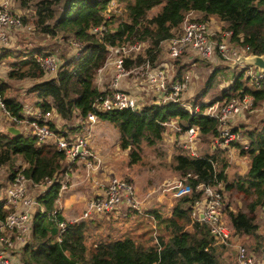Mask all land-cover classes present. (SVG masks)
Here are the masks:
<instances>
[{
	"label": "trees",
	"instance_id": "trees-1",
	"mask_svg": "<svg viewBox=\"0 0 264 264\" xmlns=\"http://www.w3.org/2000/svg\"><path fill=\"white\" fill-rule=\"evenodd\" d=\"M30 1L34 8V31L56 38H72L82 44L79 55L56 56L58 68L54 75L47 73L35 58L53 53H47L41 47L24 52L0 48V61L13 55L18 58L10 62L5 77L33 81L28 92L36 94L38 108L52 111L51 129L62 133L67 126V132L75 136V130L79 128L76 122L96 111L99 119L108 121L118 131V145L121 150H128L131 165L140 161L143 145L152 147L162 141L166 123L173 120L180 128L177 134L194 126L199 140L206 142L208 147L200 156L176 147L170 162L165 164L185 179L190 192L176 199L167 216L160 209H152L153 227L149 230L135 235L126 232L112 239L103 234L89 236V225L84 221L69 223L59 233L56 221L64 218L56 200L68 169L64 154L54 143H39L28 132H0V165H8L10 181L19 171L34 185L52 180L36 198L43 210L37 209L32 214L26 241L10 251L17 264H226L224 250L232 248L216 243L208 224L191 216L195 201L203 196L197 185H216L220 181L222 193L236 192L245 206L244 209L230 210L225 205L223 218L230 224L232 235L248 237L252 242H241L247 252L253 253L255 259L259 255L264 257V235L259 231L258 213L264 204V118L259 126L246 132L237 126L249 145L244 147L237 142L230 145L236 148L239 158L247 159V170L243 174L236 172L231 178L226 171L229 164L227 150L213 149L211 145L219 135L218 120L204 114L205 103L190 102L191 112L174 102L159 105L151 102L140 111H99L95 106L106 93L95 82L96 72L105 64L111 47L142 43L144 48L137 54H122L123 66L131 69L148 64L151 68H158L164 56L161 43L181 33L189 13L200 12L198 20L202 21L217 18L223 23V29L232 31V41L247 47L250 54L264 55V0H117L122 4L121 9L108 17L107 5L111 0H21V6L27 7ZM154 9L155 12L150 14ZM24 17L27 16L23 15V22L27 21ZM97 27H104L99 37L93 32ZM195 57L211 60L190 51L170 59L172 77L168 81L174 82L187 73L192 74L189 71L195 67ZM230 68L236 70L229 65H225L224 70L216 66L209 76L207 87L217 75L230 81L226 88L213 96L212 101H229L248 94L253 97V108L263 103L264 81L259 88L251 83L247 85L249 79L242 71L224 73ZM9 90L6 83L0 84V94L7 109L12 115L21 116L23 103L8 96ZM187 174L191 176L186 177ZM8 213L9 209L0 200V222ZM112 217L88 223L98 228L101 223L113 222ZM232 251L234 263L238 264L235 250Z\"/></svg>",
	"mask_w": 264,
	"mask_h": 264
},
{
	"label": "built area",
	"instance_id": "built-area-1",
	"mask_svg": "<svg viewBox=\"0 0 264 264\" xmlns=\"http://www.w3.org/2000/svg\"><path fill=\"white\" fill-rule=\"evenodd\" d=\"M21 18V15L9 10L6 2L0 3L1 42L8 44L7 33L9 31H20L24 27L23 25L25 24H23L24 22ZM102 30H104V27H97L93 29V32L99 37ZM231 37V30L214 29L208 20L202 21L196 18L187 20L186 16L181 33L166 42H162L161 47L167 60L174 59L190 51L207 59H213V57L218 56L230 66L237 67L245 64L240 61V58L249 56L250 53L247 47H242L235 43ZM141 45L143 46L142 43H137L128 47H111L110 52L113 57H108L107 60L115 67V76L111 81V90H108L109 92L105 91L106 93L96 102L95 106L99 111L113 109L140 111L144 107L143 101L139 96L119 86L120 78L130 72L129 69H125L123 66L124 56L122 54L124 55L128 50L135 49ZM35 58L47 73L55 74L57 72L58 62L55 56L47 54L45 56H36ZM166 61L158 68H151L148 64L143 65L145 67L144 75L146 80L149 83H154V90L159 96L157 100L159 104L179 103L191 112L192 106L190 102L184 100V98L186 99L184 96L190 88L191 76L190 74H185L181 79L169 82L168 80L172 75L168 72L170 68L166 66ZM105 64L98 69V73ZM245 65H247V68L242 70L244 76L249 79L252 86L259 88L264 81V71L258 70L250 64ZM198 106H196V109ZM252 109L253 97L248 94H245L242 98L237 97L229 101L218 100L206 104L204 114L218 120L219 135L213 141L214 149L228 148L232 142L241 143L244 147L249 145V141L237 129L235 123L246 111ZM262 110H264V104L262 105ZM95 112L92 111L87 114L84 118L86 123L82 124L81 121H77L76 124L81 130L75 136H71L67 134L66 130L64 133H57L51 129L49 122L53 114L52 111H42V109L36 107L33 110L26 109L21 116L12 115L6 107L3 96L0 94V113L12 123H9L10 126L34 135L39 143H54L56 149L64 154L68 169L64 174V179L61 181L59 197L67 188L76 183H81L84 178H90V174L92 172L94 174L99 169L100 159L88 142L89 137L91 138L93 134L94 125L99 121V117ZM166 125L175 126L177 132L180 130L179 125L174 120L166 123ZM182 133L184 139L180 141L181 146L188 148L190 155L197 156L195 152L196 142L199 141L197 128L190 126ZM79 163L84 165L85 171L83 175L74 172L76 165ZM190 176L191 174L186 175V177ZM184 180L181 179L173 184L165 182L162 191H172L170 196L177 199L190 192V186ZM51 182L52 180H47L41 184L47 186ZM28 184L29 181L19 171L10 181L6 190L5 207L9 209V213L5 220L0 222V264H17L18 262L11 257L10 251L16 244H23L27 239L30 228L29 221L33 207L36 204V200L28 195ZM197 187L203 191V196L195 201L191 213L192 218L208 224L210 233L215 237L216 243H223L234 248L238 264H264L263 260L255 259L252 254L247 252L244 245L233 238L234 235L231 233L229 223L223 218L225 204L221 181L217 182L216 185L199 184ZM147 196L148 194L139 197L135 185L131 182L116 178L113 175L109 176L108 179L100 183L99 190L94 196L86 200L79 216L69 220L56 221L59 233H62L69 223L86 222L93 217L108 219L114 213L123 212L124 215L126 210H135L138 213H142L141 204ZM58 200L59 198L56 202ZM260 209L264 212V204Z\"/></svg>",
	"mask_w": 264,
	"mask_h": 264
},
{
	"label": "rangeland",
	"instance_id": "rangeland-1",
	"mask_svg": "<svg viewBox=\"0 0 264 264\" xmlns=\"http://www.w3.org/2000/svg\"><path fill=\"white\" fill-rule=\"evenodd\" d=\"M111 3L109 2L107 5L108 11L106 12V16L114 12L118 13V11L122 7V4H119L117 0H112ZM7 4L11 12L14 8L19 9L20 11L17 12V14L21 15L22 17L23 15L27 16V17H24L27 21L23 23L25 24L23 25L24 27H22L21 31L18 32L19 35L17 36L15 43L12 44L11 46H4L5 48H11V50H18V51L24 52L25 50L30 51L37 47H41L43 48L45 52L53 53L49 55H52L55 57L61 56V54H63V56L65 55L69 57L75 54L78 55L80 53L81 43H79L77 40H74L72 38H68V39L61 38L60 36H57V38L51 37V36L44 35L36 30L35 31L33 30L34 19L32 18V12H33L32 9L34 8H33V3L31 1L28 2L27 7L21 6V0H7ZM155 10L156 9L152 10L150 14L155 12ZM197 14L200 15L201 13L197 12ZM199 17L200 16L195 15V13H189L187 15V20H191L192 18L198 19ZM21 19L23 20V18ZM125 46L128 47L130 45L126 44ZM143 48L144 46L142 45L140 47L137 46V48L135 49L132 48L131 50H128L127 54L125 55H128V56L135 55L138 52L142 51ZM108 57H113V54L110 52ZM17 59L18 58H16L13 55L11 57L9 56L5 57L1 60L0 77L4 75V72L8 69L10 62L15 61ZM196 60H197L196 61L197 64L195 65V67H193V70H191V68H190L191 71L188 70L189 72L192 73L190 74L191 79H192L190 82L191 89L188 93V95L190 94L188 96V98L190 97V99L184 98V100H188L191 103H193L194 100L196 101L198 100V103L202 102V103L207 104L209 102H213L212 101L213 96L217 94L221 89L226 88V86H228V84L230 83L227 77L225 78V76L217 75L214 78L211 85L207 87L206 82L209 76L211 75L213 69L216 68V66H219L223 69L225 65H229V64L223 60L218 63H215V61L213 60H209L210 62H212L210 63L208 60L203 59V58H197ZM233 68H236V70L231 69V68L227 70L225 69L224 73L227 74L228 72H231L232 70L234 72L242 71L243 69L247 68V65L241 64V65H238L237 67L234 66ZM113 69H115V67H112V69H107L105 72H103L100 78V82L98 81V78H97V73H98V70H97L96 76H95V82H97L96 84L98 88L104 84L111 83L112 79L115 76V73H113ZM129 70L130 72L126 74L125 77L123 76L124 78H126L125 80L128 83V88H130L131 86L133 88L134 86H136L137 88L143 86V88H145L149 92L146 93V95L142 96V100L144 98V101L142 103L144 106L151 103L150 101L153 97L151 94L155 92L154 83H149L145 80L146 79L144 75L145 67L139 66V67L131 68ZM168 72L170 74L172 70L169 69ZM123 77H121L120 80L123 79ZM4 79L5 81H0V84L6 83L7 86L10 88V90L7 92V95L13 96L17 98L19 101H21L25 109H29V110L32 109L31 106L33 105L35 101H37L36 94L32 91L28 92L30 86L33 84V81L29 79L14 80V79H8L7 77H5ZM246 84L250 85V82L248 81ZM109 87L110 86L108 85L104 86V88H106V91ZM108 90H111V89L109 88ZM149 96H151V98ZM218 98H220V95ZM263 104L264 103H260L257 106H255V108H253L252 110L246 111L245 114L243 115V117L246 115L245 118L240 119V122L238 123L236 121L235 124L238 127H241L242 128L241 130L243 132H246L256 126H259L260 121L264 118V110H262ZM5 121H7L6 118H5ZM78 121L79 122L81 121L82 124L86 123V119L84 118H81ZM8 123L9 122L7 121V124ZM108 127H109V130H105V133H102L103 131H101V136H103L101 139L102 140L101 141L102 152L106 153L107 149H110L111 147H114V149L118 148L119 150L117 152H114L115 154H112L110 161H107L105 163V166L106 165L109 166L108 170L110 171L111 174H113L114 177L120 178L122 180L131 182L132 184H134L137 188V191H138L137 194L139 197H140V194L142 193L144 194V192L146 193L147 191H150L149 193H151V195L147 198L149 199V203L146 205L147 208H150V210L157 208V209H160L159 211H162L164 215L166 216L169 215L171 208L176 200H173V199L169 201L165 200L161 194L163 192L162 190L164 189L163 187L165 186V182H170L173 184L181 180L180 176L177 173H175L173 170H171V168L168 165L165 164V162L169 163L168 155L172 154V151H173L172 150L173 144L170 141L171 138L169 136V132L165 130L162 141H160L158 144H155V146L148 147V146L143 145L142 153H141L142 157L140 161L131 165L128 163V160H129L128 151L123 152L120 150L118 146V135L116 131L113 130L112 126L108 125ZM176 130L177 129L174 126L173 130L170 132V135L172 133L174 134L177 133ZM206 147H208V144H206V142L201 141V140L197 141L196 146H195V152L197 156H200L203 150L206 149ZM233 158H234V155H230V159L232 160ZM226 171H227V175L231 178L236 172H240L238 168V164L236 162L235 164L234 163L228 164V168ZM8 173H9L8 165H5V164L0 165V199L1 200H4L6 196V190L10 184V180L8 179ZM241 173H242V170H241ZM71 182H72V179H71ZM84 183L83 184L77 183L75 187L67 188L64 191L65 194L71 190H74L75 188H81V187L83 188ZM82 188L81 190H83ZM86 189H88L87 186H86ZM89 190L91 191V189ZM75 192H79L80 196L84 195V191L81 193L80 190H76ZM169 193L171 194L172 191H169ZM169 193H166V194L168 195ZM70 194L71 193L67 195H63L62 198L65 196L64 200H68V198L71 197ZM93 195L94 194H90L89 198H92ZM223 196H224L223 198L224 204L225 205L229 204L232 209H235L237 206H239V204L241 205L240 209L245 208L244 202L241 199H239L236 192H225ZM152 203H155V204H152ZM39 208L40 207H37V204H35L33 207L32 214ZM141 208H143V204H141ZM130 211L131 212L129 213V215L127 217H123L122 220H119V222H110L109 224L101 223L98 228L95 225L88 223L91 220H99L98 218L93 217L87 220L86 224L89 225V229H88L89 236L91 235L96 236L98 234L99 235L103 234L105 235V237L108 236L109 238L116 239V238L121 237L126 232H130V234L135 235L137 233L140 234L144 231H147L153 227V223L151 222V219L149 218L148 214H146L145 211H143L144 213L134 212V210H130ZM104 219L106 218H103L102 220L104 221ZM108 219H110V217ZM259 225H260L259 231L262 235H264V222L262 223L260 220ZM114 227H117V229H115ZM90 241L91 240H89V242ZM239 242L240 243L242 242L243 244L245 243L247 244L252 241L250 240L247 241L245 238L242 237L241 241ZM263 258L264 257L262 255H259L257 259L262 260ZM234 260H235V254L232 251V249L228 251L224 250V262L226 264H235Z\"/></svg>",
	"mask_w": 264,
	"mask_h": 264
},
{
	"label": "crops",
	"instance_id": "crops-1",
	"mask_svg": "<svg viewBox=\"0 0 264 264\" xmlns=\"http://www.w3.org/2000/svg\"><path fill=\"white\" fill-rule=\"evenodd\" d=\"M2 2H6L7 3V0H0V3H2ZM8 5V4H7ZM12 9V8H11ZM14 13H17V12H19L20 10L19 9H17V8H14L13 10H12ZM193 13H195V12H193ZM195 15H197V16H200V15H198L197 13H195ZM208 21H209V23L211 24V26L214 28V29H219V28H222V26H223V23L222 22H220V21H218L217 20V18H215V17H209L208 19H207ZM21 31V30H20ZM18 32L19 31H9L8 33H7V36H8V39H9V42H8V44L7 45H5L3 42H1L0 41V48H2V47H4V46H11L12 44H14L15 43V41H16V39H17V36L19 35L18 34ZM163 45V44H162ZM162 52H163V50H162ZM163 54H164V52H163ZM217 59H219L218 58V56H215V57H213V59H211V60H213V61H215V62H219V60H217ZM167 59H165V54H164V56H162V59H161V63H164L165 61H166ZM1 62V61H0ZM167 62V64H166V66L167 67H169L170 69H171V66L169 65V60H167L166 61ZM194 65H196V63H193V66ZM112 67H114L110 62H109V60H107V63L105 64V66L102 68V70L99 72V73H97V78H98V81L100 82V78H101V75L103 74V72H105L107 69H112ZM9 68V67H8ZM7 71V70H6ZM5 71V72H6ZM5 72H4V74H5ZM113 73H114V69H113ZM172 74V73H171ZM113 75V74H112ZM126 76V75H125ZM124 76V77H125ZM123 77V79H121L120 81H119V86L121 87V88H123L124 90H126V91H131V92H134L137 96H139L141 99H142V96L143 95H146V93H148L149 91L148 90H146L145 88H143V86H141V87H139V88H137L136 86H134V88L131 86L130 88H128V83L126 82V78H124ZM5 75H3V76H1L0 77V81H5ZM146 80V79H145ZM192 80V79H191ZM147 81V80H146ZM105 85H108V86H111V83H108V84H104V85H102V86H100L99 88H100V90L101 91H106V88H104V86ZM144 85V84H143ZM112 87V86H111ZM110 88V87H109ZM108 88V89H109ZM133 88V89H132ZM111 89V88H110ZM190 89H191V87L188 89V91L186 92V94H185V96L184 97H186V99H190V97L188 98V96L190 95H188V93H189V91H190ZM108 91V90H107ZM153 97H152V99H151V101L150 102H152V104L154 103V102H157V100H158V98H159V96H158V93H156V92H153V94H151ZM150 98H151V96H149ZM142 101H144V98H143V100ZM38 108V106L36 105V101L33 103V105L31 106V110H33V109H35V108ZM26 109H25V107H24V110H23V112L25 111ZM246 116V115H245ZM245 116L243 117H240L238 120H237V123L238 122H240V119H243V118H245ZM5 116L3 115V114H1L0 113V132H2V133H5V132H8V128L9 127H11L10 126V122L7 124V121H5ZM7 119V118H6ZM108 125L109 126H112V124H110L108 121H104V120H101V119H99V121H98V123L96 124V125H94V128H93V134L91 135V138L89 137V139H88V142H89V146L96 152V154H97V156H98V158L100 159V163H99V169L93 174V172L90 174V178H84L83 179V181L80 183V184H83L85 181V183H84V186H83V190H81V188H75L74 190H71V191H73V192H71V191H69V192H67L66 194H65V192H63L62 193V195L59 197V200H58V202H57V208H59V211H60V213H61V215H62V217L64 218V219H66V220H69V219H72V218H74V217H77V216H79L80 215V213L82 212V210H83V208H84V205H85V202H86V200L87 199H89V195L90 194H95L98 190H99V185H100V183L101 182H103V181H105L106 179H108V177L109 176H112L113 174H111L110 173V171L108 170V165H106L105 166V163L107 162V161H110V159H111V157H112V154H115L114 152H117L119 149L118 148H116V149H114V147H111L110 149H107V152L106 153H103L102 152V143H101V139H102V137L103 136H101V131H103L102 133H105V130H109V127H108ZM167 126V129H166V131H168L169 132V136H170V138H171V143L173 144V146H172V154H170V155H168V161L170 162V160H171V157L175 154V150H176V147H181L182 149H184L186 152H188L189 153V149L188 148H184V147H182L181 146V144H180V141L182 140V139H184V136H183V133H180V134H177V133H172L171 135H170V132L173 130V127H171L170 125H166ZM14 127V126H13ZM61 127V126H60ZM113 127V126H112ZM15 128H17V127H15ZM67 131L68 130V128H67V126L66 127H64L63 128V130H62V133H64V131ZM80 130H81V128H78L77 130H75V132H76V134H78L79 132H80ZM113 130L114 131H116V133H117V135L119 136V134H118V132H117V130L113 127ZM21 132V131H20ZM24 132V131H23ZM10 133V132H9ZM67 134H69V135H71L70 133H69V131L67 132ZM211 145H212V147H213V141L211 142ZM119 146V145H118ZM120 148V147H119ZM121 150V149H120ZM226 154L228 155V157H229V164L230 163H234L235 164V162L238 164V168H239V171L240 172H238V173H240V174H243L246 170H247V159H245V157H241V158H239L238 157V155H237V150H236V148H233L231 145L230 146H228V148H226ZM121 151H128V150H121ZM230 155H234V158L231 160L230 159ZM237 155V156H236ZM128 163H129V160H128ZM239 164H241V165H239ZM241 170H242V173H241ZM84 165H83V163H79V164H77L76 165V167H75V169H74V172L76 173V174H79V175H83V173H84ZM77 185V183L76 184H74V185H72L71 187H75ZM86 186L88 187V189H86ZM45 187L46 186H44L43 184H40V185H34V184H32V183H29L28 184V195L29 196H31L32 198H34L35 200H36V198H37V196L45 189ZM136 187V186H135ZM89 189H91V191L89 190ZM76 190H80L81 191V193L84 191V195L83 196H80L79 195V192H75ZM136 190H137V188H136ZM150 191H147L146 193L144 192V194L142 193V194H140V196H145L146 194H148V196L147 197H145V200L144 201H142V204H143V211H145L146 212V214H148V216H149V218H151L152 217V215H151V213H150V211H152V210H150V208H147L146 207V205L149 203V199H147L150 195H151V193H149ZM225 192H228V191H225ZM69 193H71L70 194V198H68V200H64L65 199V196L62 198V196L63 195H67V194H69ZM137 193H138V191H137ZM166 193H169V192H162L161 194H162V197L165 199V200H176V198H172L171 196H170V193L167 195ZM78 195H79V197H78ZM94 196V195H93ZM160 197H161V195H160ZM1 200V199H0ZM63 200H64V202H63ZM2 201H4V203L6 204V196H5V198H4V200H2ZM36 204H37V207H40L39 209L40 210H43V208L41 207V205H39L38 203H37V201H36ZM152 204H155V203H152ZM229 207V209L230 210H233L231 207H230V205L229 204H227V208ZM6 208V207H5ZM42 208V209H41ZM237 208H241V205L239 204V206H237ZM155 209V208H154ZM131 211L130 210H126V212H125V214L123 215V212H121V213H114L113 214V217H112V219H113V222H119V220H122V218L123 217H127L128 215H129V213H130ZM144 213V212H143ZM259 218H260V220H261V222L263 223L264 222V212L261 210V209H259ZM170 214V213H169ZM259 220V221H260ZM229 226H230V224H229ZM115 229H117V227H114ZM230 228H231V226H230ZM13 234H11V236H12ZM237 242H239V241H241V237H239L238 235H234V237H233ZM243 238H245L247 241L248 240H250L248 237H243ZM20 244H16V248H18V246H19ZM230 247V246H229ZM230 248H232V247H230ZM232 249H234V248H232ZM16 250V249H15ZM263 261H264V258L262 259Z\"/></svg>",
	"mask_w": 264,
	"mask_h": 264
},
{
	"label": "water",
	"instance_id": "water-1",
	"mask_svg": "<svg viewBox=\"0 0 264 264\" xmlns=\"http://www.w3.org/2000/svg\"><path fill=\"white\" fill-rule=\"evenodd\" d=\"M241 62H244L245 64H250L256 67L258 70L264 71V55H253L250 54L249 56L246 57H241L240 58ZM154 105H159L158 102H154ZM8 132L12 134H19L20 131L18 128H15L13 126L8 128Z\"/></svg>",
	"mask_w": 264,
	"mask_h": 264
}]
</instances>
